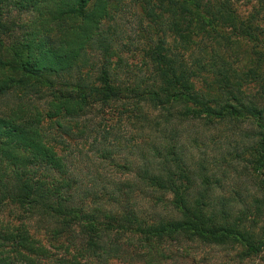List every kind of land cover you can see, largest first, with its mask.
<instances>
[{
  "label": "trees",
  "instance_id": "1",
  "mask_svg": "<svg viewBox=\"0 0 264 264\" xmlns=\"http://www.w3.org/2000/svg\"><path fill=\"white\" fill-rule=\"evenodd\" d=\"M192 241L264 260V0H0V264Z\"/></svg>",
  "mask_w": 264,
  "mask_h": 264
},
{
  "label": "rangeland",
  "instance_id": "2",
  "mask_svg": "<svg viewBox=\"0 0 264 264\" xmlns=\"http://www.w3.org/2000/svg\"><path fill=\"white\" fill-rule=\"evenodd\" d=\"M246 9H248V8H246ZM120 127L122 128L123 132H125V137H126L125 139H132V137L134 138L135 136L139 137L138 135H136L137 132L135 130H133L131 128V126H128L127 124H119L116 126V129H118V128L120 129ZM182 130L186 131L187 134L192 133V131L186 129V127H184ZM196 134H199L197 129L195 131H193V135H196ZM145 137H146V134L144 133V135L141 137V139H144ZM232 139H233V137L230 139L228 138L227 140L221 139V142L225 143L228 146L221 148L220 153L227 148H229V149L233 148L235 141H232ZM138 140H140V137ZM121 143L123 144L122 141H121ZM84 145H85V147H84ZM79 147H82L84 149L83 156L80 157L81 159L79 158V160H80V163H79L80 167L79 168L85 169L87 164H90L92 162V160L89 158V157H91L92 153L87 152L86 149H88L89 146L88 145L86 146V143H84V144L80 143ZM215 147H216V144L214 143V146L212 144V146H210L208 148V149L213 148V151H211L210 153L216 154V151H214ZM228 158L230 159V156H228ZM95 162L98 163L99 160L95 161ZM100 167H101V165H99V169L101 172H104L103 174H105L107 172L108 175L113 176L114 173L116 172V170L113 169L112 166H108L107 164H103L104 168H102V167L100 168ZM233 173H234V175H233L234 178H236V174L234 171H233ZM119 175H120V173H119ZM85 178L87 180V177H85ZM148 209H150V208H148ZM7 213L8 212L5 211L4 215H6ZM37 234H39L38 238L40 237L41 239H43L44 233L40 232ZM172 243H177V242L175 241ZM75 244H79V242H76ZM185 244H186V245H184L185 247H183L182 249L180 248L181 250L180 249L179 250L181 253L184 252L186 254H189L188 256H190V257H189L187 264H261L264 261L259 257L255 258L253 260H247V259L242 260V259L237 257V253H238L237 251L239 250L238 248L232 249V248H229L227 246L204 245L202 243L194 242V241L188 242ZM170 247L174 252H176L177 249L179 248V246L177 244H175V245L172 244ZM70 250H72V248H70ZM79 251L80 250H78V252ZM174 261H175V264H176V262L178 264L183 262L181 256L180 257L177 256V259H175ZM109 264H116V261H112ZM158 264H164V263H158ZM166 264H169V263H166Z\"/></svg>",
  "mask_w": 264,
  "mask_h": 264
}]
</instances>
